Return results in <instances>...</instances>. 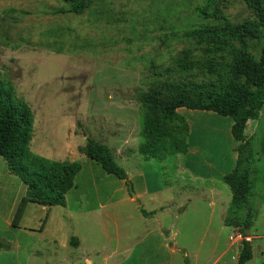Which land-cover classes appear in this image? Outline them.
Masks as SVG:
<instances>
[{
  "label": "rangeland",
  "instance_id": "374dc122",
  "mask_svg": "<svg viewBox=\"0 0 264 264\" xmlns=\"http://www.w3.org/2000/svg\"><path fill=\"white\" fill-rule=\"evenodd\" d=\"M208 1L93 0V6L83 14H73L56 12L62 0H0V81L12 103L22 100L34 113L31 149L52 160L82 164L66 204L47 207L27 197V186L0 156V168L10 173L5 188L0 190V264H61L66 255L58 248V259L55 257V247L48 243L53 236L135 235L148 238L150 248L158 247L155 229L159 222L147 228L143 219L136 217L131 203L117 209L106 207L100 219L83 210L81 196L88 191L110 194L123 188L135 194L132 182L124 184L79 150L88 138L109 145L114 160L132 177L140 169L152 177L165 173L167 179H172L177 173L175 164L180 165L179 171L185 165L192 175L210 170L219 176L235 165L243 148L245 158L251 155L250 200L258 212L246 231L253 249V258L247 264L264 262V107L258 119L248 122L246 136L251 138L250 144L244 145L233 137L230 116L213 111L185 112L182 115L189 125L190 153L188 150L164 160H144L142 167L136 162L144 142L146 107L142 98L155 91L165 101L190 98L191 91L183 89L182 80L196 77L200 81L204 75L202 63L232 56L226 41L185 35L193 29L219 24V19L198 12ZM215 1L218 12L232 24L258 15L242 0ZM249 43L258 57L264 40L251 38ZM184 50L191 52L190 58L176 63ZM152 62L161 72L169 67L173 71L170 75H156ZM126 138L128 146H120ZM193 161L204 165L200 168ZM178 185L182 188L184 183L173 181L174 189L178 190ZM180 191L189 193L187 187ZM89 199L107 200L103 196ZM159 215L178 231L174 240L190 251V258L183 253L173 256L172 264H186L184 259H192L193 264H212L215 242L218 251L223 250L224 243H232L229 254L215 264H237L233 256L239 255L243 238L233 226L221 232V218L218 213L213 216L207 202L171 206ZM201 238L205 240L203 245L199 244ZM15 241L20 246L13 244ZM142 246L145 245L139 247ZM197 251L200 258L196 262ZM155 262V258L138 260V264Z\"/></svg>",
  "mask_w": 264,
  "mask_h": 264
},
{
  "label": "trees",
  "instance_id": "16d2710c",
  "mask_svg": "<svg viewBox=\"0 0 264 264\" xmlns=\"http://www.w3.org/2000/svg\"><path fill=\"white\" fill-rule=\"evenodd\" d=\"M62 1V6L56 10L58 13L83 14L93 6V0ZM242 1L257 11L256 18L232 24L218 12L215 0H209L206 7L198 8L200 15L219 19V24L193 29L185 35L188 38L207 36L226 41L232 56L228 59L219 56V59L202 63L204 75L200 81L196 77L183 79V89L191 91L190 98L165 101L157 91L142 98L146 112L142 132L144 142L139 151L145 158L164 160L171 155L188 152L189 125L178 111L181 107L230 116L233 119V137L244 145L251 143V138L246 136L248 122L258 119L264 107V47L257 57L250 49L249 40H264V0ZM190 55L189 50H184L175 61L185 62ZM152 66L156 75H170L173 71L170 67L165 69L166 72L159 71L156 62H152ZM33 123L34 113L30 106L22 100L12 103L0 81V155L7 161L10 171L25 183L27 197L31 201L47 207L65 205L67 193L73 187L82 164L56 161L35 153L31 149ZM79 150L99 163L107 173L126 180L128 185L127 171L114 160L113 149L109 145L88 138L86 145L80 146ZM250 156L245 158L243 148H240L235 169L225 176V182L232 191L226 223L237 228L243 238L237 264H247L253 258L252 244L246 231L252 227L258 212L250 200ZM185 263L190 264L188 259Z\"/></svg>",
  "mask_w": 264,
  "mask_h": 264
},
{
  "label": "crops",
  "instance_id": "0c3cea01",
  "mask_svg": "<svg viewBox=\"0 0 264 264\" xmlns=\"http://www.w3.org/2000/svg\"><path fill=\"white\" fill-rule=\"evenodd\" d=\"M178 111L183 115L185 112H190L192 114L204 112H206V114L209 113L207 111L189 109L186 107H181ZM247 131L248 127L246 129V135H248ZM128 143V139L126 138L120 143V146H128ZM238 157L236 156L235 165L231 167L229 171L219 174V176L210 170L205 173L198 171L199 175H192L186 171L185 165L182 166L183 170L179 171L180 165L175 164L177 173L173 175L172 179H167L165 175H163L165 173L152 177L150 174L140 169L135 172L134 177L127 174L129 177L127 180L132 182L131 188L135 191V194H132L130 190L124 191L123 188L122 191L119 190L114 193L109 192L110 194H103V192L98 190L88 191L82 194L81 204L83 210L87 211L95 218L100 219L103 216V210L106 207H114L117 209L122 205L131 203L134 205V213L136 214V217L138 220L143 219V225L147 228L151 227V225L158 224L157 222H159L155 229V233L158 235L157 241L160 242L157 248L152 249L147 245L150 243H146L148 238L142 239L135 235L99 237H75L65 235L63 238L57 236L49 237L50 239L48 240V243L51 247H55L53 254L58 259V248L65 253L66 259L65 261H61V264H138V260L142 258H155L156 262L153 264H172L171 258L179 253H183L184 257L190 258L189 249L180 245L178 240H174L177 239L178 231L174 226H172L174 229L170 228L165 222H163L159 212L165 213V210L171 206H181L186 203L196 205L207 202L208 208L213 216L215 213H218L221 218V232H223V230L225 231L228 227L231 228L232 226H229L226 223V216L229 212L228 205L230 206L231 204L229 198L232 201V191L229 185L225 182V176L235 169ZM136 159L138 167H142V161L146 160L148 162L150 160L141 154H138ZM192 163L197 164L200 168L204 165L198 164L196 161H193ZM9 174L10 173H3V170L0 168V190L1 188H5V181ZM186 175H188V178ZM173 181H178L181 184L184 183V186L181 188V186L178 185L179 189L176 190L174 189ZM187 181L190 183L187 184ZM192 182L195 183L194 186L192 185ZM123 183L127 185L126 180H123ZM186 187L189 191L188 195L186 194V191H180V189ZM115 193H117L116 196H114ZM190 193H192V195ZM176 195H178V197ZM102 196L106 197L107 200L91 202L89 199L91 197L100 198ZM180 196L184 198L181 199ZM115 197L118 199L117 201L114 199ZM91 205L92 209L90 211L89 209L91 208ZM144 212H147V214ZM149 230L151 231V229ZM68 231L66 230L65 232H62V234H65ZM229 231V239H231L232 231L231 229ZM171 240H173L172 244L170 242ZM204 242L205 240L202 241L201 238L199 244L203 245ZM13 244L20 246V243H17V241L13 242ZM215 244L213 253L216 257L212 264L224 259L232 250L231 242L224 243L225 247L220 251H218V243L215 242ZM141 245L145 246L139 247ZM37 252L39 253L40 250H37ZM50 254H52L51 250ZM195 256L194 259L197 262L200 258V253L197 251ZM233 258L238 259V256H233ZM189 260L190 264H193V260Z\"/></svg>",
  "mask_w": 264,
  "mask_h": 264
},
{
  "label": "water",
  "instance_id": "95a60500",
  "mask_svg": "<svg viewBox=\"0 0 264 264\" xmlns=\"http://www.w3.org/2000/svg\"><path fill=\"white\" fill-rule=\"evenodd\" d=\"M241 249H242V246H240V249H239V251H241Z\"/></svg>",
  "mask_w": 264,
  "mask_h": 264
},
{
  "label": "built area",
  "instance_id": "2783aa9c",
  "mask_svg": "<svg viewBox=\"0 0 264 264\" xmlns=\"http://www.w3.org/2000/svg\"><path fill=\"white\" fill-rule=\"evenodd\" d=\"M248 239V238H247Z\"/></svg>",
  "mask_w": 264,
  "mask_h": 264
}]
</instances>
